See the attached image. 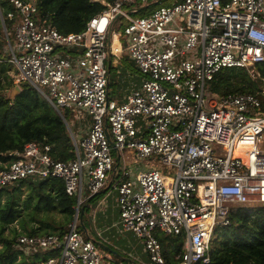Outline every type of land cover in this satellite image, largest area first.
<instances>
[{
  "label": "built area",
  "instance_id": "1",
  "mask_svg": "<svg viewBox=\"0 0 264 264\" xmlns=\"http://www.w3.org/2000/svg\"><path fill=\"white\" fill-rule=\"evenodd\" d=\"M147 1L100 0L104 9L83 31L62 34L39 19L35 2L9 0L17 50L0 13L15 82L32 85L62 117L66 109L89 117L80 139L70 129L74 158L56 160L50 145L33 141L0 169V187L55 177L76 198L62 234L16 237L32 264H102L99 244L79 229L80 209L85 192L112 185L117 225L142 240L153 264H166L158 234L182 237L177 264L209 263L214 231L230 223L231 211L264 205L261 102L250 93L209 92L218 71L264 63V0H178L132 17ZM119 17L127 23L112 30ZM123 52L141 81L119 101L109 94L107 61L116 64ZM124 150L151 158L149 167L129 168Z\"/></svg>",
  "mask_w": 264,
  "mask_h": 264
},
{
  "label": "trees",
  "instance_id": "2",
  "mask_svg": "<svg viewBox=\"0 0 264 264\" xmlns=\"http://www.w3.org/2000/svg\"><path fill=\"white\" fill-rule=\"evenodd\" d=\"M174 1L178 0H155L152 4L144 6L139 4L135 13L143 16ZM35 5L39 19L46 20L62 34L83 31L87 22L104 9L100 0H35ZM13 10L9 0H0V13L4 18L9 38L13 21L6 18V13ZM126 23L127 21L119 17L113 23L112 30L116 24L123 27ZM10 56L0 20V169L17 159L25 144L33 141L50 145L51 154L56 160L67 161L74 158L72 139L62 117L32 85L21 82L20 91L14 95L7 93L8 89L13 87L14 80ZM120 59V66L110 65L108 88L118 87L121 72L126 77H131L135 72L139 73L125 52L121 54ZM112 69L115 70L113 77L110 73ZM250 69L253 75L250 74ZM125 82L130 88L139 85L132 79ZM263 86L264 63H260L248 69L227 67L218 71L209 82V92L216 96L230 93L253 94L260 100L264 111ZM62 113L75 136H78L80 131L78 125L89 123V117L84 113L80 115L81 123L78 125L74 124V110L66 109ZM23 186L28 192L21 205L19 201ZM95 196L85 202L91 201ZM75 204L76 198L68 196L63 181L55 177L43 180L23 179L11 186L0 187V264H14L19 255L22 256L20 264H32L30 256H26L16 247V237L19 233L12 230V237L4 234L9 224L19 220L23 232L29 235L51 232L62 234L73 218ZM85 208L86 206L82 219L85 216ZM25 213L28 219L23 218ZM54 215H60L61 220L57 221ZM30 222L37 226L31 225ZM83 228L79 226L82 232ZM157 237L162 245L166 264H177L176 256L183 252L182 237L163 234H158ZM208 255L207 264H264V205L255 208H234L230 213V223L215 229ZM38 257L36 254L35 258Z\"/></svg>",
  "mask_w": 264,
  "mask_h": 264
},
{
  "label": "rangeland",
  "instance_id": "3",
  "mask_svg": "<svg viewBox=\"0 0 264 264\" xmlns=\"http://www.w3.org/2000/svg\"><path fill=\"white\" fill-rule=\"evenodd\" d=\"M32 2H35V0H30ZM155 2V0H148V4H152ZM149 10V9H148ZM147 11V10H146ZM151 12V11H150ZM143 15V14H142ZM132 17L141 16L137 13H132ZM121 27L116 24V27H114L115 31H121ZM10 39L12 41L13 48L17 50V45L13 41V33H10ZM116 42V37L114 40V43ZM125 46V44L123 43ZM121 57V55H120ZM122 59H119V66L122 64ZM13 68V87L8 89V92L10 95H14L17 90H19V86L21 83L17 84L15 82L16 80V69L12 65ZM122 70V69H121ZM120 70V71H121ZM114 69L111 70L112 77L114 76ZM250 74L253 75V71L249 70ZM140 74L135 72L132 74L131 77H126L125 75L119 74L118 80H120V83L118 84V87L111 86L109 87V93L112 98H115L117 93L119 92H125L130 89V86L127 87L125 85V81H129L132 79L135 83H140ZM263 92H264V86H263ZM74 124H80V119H74ZM87 124L78 125L82 129L78 133L77 138H81L85 135V133L88 130ZM117 151L115 149L111 150V156L115 162L117 163ZM124 157L126 159L127 166L129 168H135L139 167L141 169H147V166L149 167V164L151 163V158H148L147 160H140L136 159L133 156L132 150H124ZM152 168H155L159 170L162 173H168L169 169L163 167L161 164H155L152 166ZM121 171V164L119 163L117 165V176L119 175V172ZM117 179V177H116ZM22 194L20 196L19 203L22 205V200L27 195V188L25 186L22 187ZM84 199L87 201L89 197H86V192L83 195ZM4 195L2 196V199L4 200ZM102 199V202L100 200ZM100 202V204H98ZM19 205L20 207H22ZM115 205L117 206V191L112 186L106 187L103 191H101L99 194H97L91 201L84 202V205L82 207H85V216L84 219H82L83 222V231H86L88 236L90 238H94L97 243H101L105 247L99 246L100 255H101V262L102 264H153L147 253L144 250L143 242L141 239L136 237L131 232H123L119 228V226L114 224L115 218ZM105 211V212H104ZM55 219L57 221L61 220L60 215H54ZM23 218L28 219V216L23 214ZM31 223V222H30ZM37 226L35 223H31V225ZM104 228L101 232V234H104L103 236L97 235L95 228ZM85 229V230H84ZM12 230H15L17 233L21 234L24 233L23 229L21 228V225L19 223V220L9 224L8 228L5 230L4 234L8 237H12L14 233ZM18 236V235H17ZM105 236H110L109 239L105 240ZM48 257V255L46 256ZM19 260V258L17 259Z\"/></svg>",
  "mask_w": 264,
  "mask_h": 264
},
{
  "label": "crops",
  "instance_id": "4",
  "mask_svg": "<svg viewBox=\"0 0 264 264\" xmlns=\"http://www.w3.org/2000/svg\"><path fill=\"white\" fill-rule=\"evenodd\" d=\"M117 36H116V42L115 43H113V46H117ZM119 59H120V57H119ZM119 59L117 60V62H116V64L113 62L112 64L110 63V65H112V66H116V65H119L118 63H119ZM112 60H114L113 58H112ZM110 61H111V58H110ZM140 84V83H139ZM139 86V85H138ZM137 86V87H138ZM136 87H134V88H128V90H126L125 92H119V93H117V95L115 96V98L114 99H116V100H123V98L131 91V90H133V89H135ZM110 94V93H109ZM111 97V96H110ZM83 115V113L81 114V116ZM85 115V114H84ZM86 116V115H85ZM77 119H80V116H79V118H77ZM80 123H81V119H80ZM87 125H89V123L87 124ZM80 131H82V129L80 128ZM79 131V132H80ZM100 202H102V199L100 200ZM100 202L98 203V204H100ZM115 207H116V209H115V218H116V220L114 221V224H116L117 222H118V219H119V213H118V207L115 205ZM105 212V211H104ZM104 228L102 227V228H98V227H96L95 228V231H96V233H102L101 231L103 230ZM102 236L104 235V234H101ZM110 237V236H109ZM109 237L108 236H105V240H107V239H109ZM94 239V238H93ZM109 241H110V239H109Z\"/></svg>",
  "mask_w": 264,
  "mask_h": 264
},
{
  "label": "water",
  "instance_id": "5",
  "mask_svg": "<svg viewBox=\"0 0 264 264\" xmlns=\"http://www.w3.org/2000/svg\"><path fill=\"white\" fill-rule=\"evenodd\" d=\"M1 20V19H0ZM1 23H2V20H1ZM2 28H3V24H2ZM4 32V31H3ZM109 37H110V34H109ZM107 64H108V69L110 68V58H108V61H107ZM18 91H20V89L19 90H17L16 92H18ZM59 114V113H58ZM60 116H61V114H59ZM62 117V116H61ZM62 120H63V122L65 123V125H66V127H67V129H68V132H69V134H70V128H68V125H67V123H66V121H65V118L64 117H62ZM111 145L113 146L114 144L111 142ZM93 196H95V195H91V196H89V199L91 198V197H93ZM83 212H84V207H81V209H80V224H81V226L83 227V225H82V218H83ZM99 244V246H101V247H105L104 245H102L101 243H98ZM106 248V247H105Z\"/></svg>",
  "mask_w": 264,
  "mask_h": 264
},
{
  "label": "bare ground",
  "instance_id": "6",
  "mask_svg": "<svg viewBox=\"0 0 264 264\" xmlns=\"http://www.w3.org/2000/svg\"><path fill=\"white\" fill-rule=\"evenodd\" d=\"M116 37V36H115ZM118 38V37H117ZM113 47H116V46H113ZM111 73V72H110Z\"/></svg>",
  "mask_w": 264,
  "mask_h": 264
}]
</instances>
